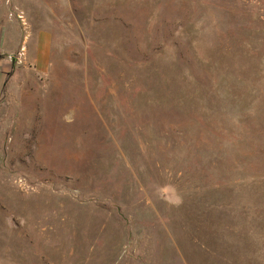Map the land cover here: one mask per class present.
Returning <instances> with one entry per match:
<instances>
[{
    "label": "rangeland",
    "instance_id": "obj_1",
    "mask_svg": "<svg viewBox=\"0 0 264 264\" xmlns=\"http://www.w3.org/2000/svg\"><path fill=\"white\" fill-rule=\"evenodd\" d=\"M0 264H264V0H0Z\"/></svg>",
    "mask_w": 264,
    "mask_h": 264
}]
</instances>
